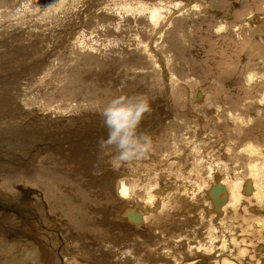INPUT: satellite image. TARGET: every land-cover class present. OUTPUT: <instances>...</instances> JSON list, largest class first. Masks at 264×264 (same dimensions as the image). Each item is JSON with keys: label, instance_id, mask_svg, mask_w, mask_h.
Instances as JSON below:
<instances>
[{"label": "rangeland", "instance_id": "1", "mask_svg": "<svg viewBox=\"0 0 264 264\" xmlns=\"http://www.w3.org/2000/svg\"><path fill=\"white\" fill-rule=\"evenodd\" d=\"M188 1L195 3L196 7L173 17L168 15V11L172 12L174 6L183 4L184 0H112V2L101 0L102 3L100 0H0V104L4 105L0 106V142L7 144L0 146V208H6L7 213L12 210L7 214L8 218L15 216L13 218L17 220L21 218V221H25V215L28 216L27 219L39 217L40 211L44 215L50 214L53 220L54 217L57 218L55 212H50L52 206L49 201L44 198V201H39L35 194H41L42 191L33 183V190L35 189L36 193L31 189L29 200L26 201L28 204L25 202L22 205L19 200L23 194L30 193L29 190L23 189L29 188V185L32 188L31 184L28 185L26 182L12 184L11 175L5 173L11 171L9 170L11 167L17 168L27 164L25 167L28 166L29 170L20 169L26 171H22L23 173L20 171V176L28 174V171L35 176L38 171L36 163L43 161L46 150L50 148L65 150L74 145L85 148L84 152L85 149L75 147V151H71L73 155L66 149V155L62 154L63 160L60 161L58 172L56 170L55 174L59 173V177L64 180L63 183L76 184L77 177L82 181L81 183L79 180V189L83 186L81 189L83 197H73L70 200L79 203V199L82 201L84 195H88L89 202L86 199L85 202L83 201L87 206L80 201L82 204L79 214H89L85 210L88 204L94 200L99 201V208L95 211L99 220L95 225H99L100 228L95 231V225L92 223L94 226L89 228L92 238L87 239L86 242L81 239L78 242V239H74L71 235L67 240L63 232L62 236L67 241L64 242L73 250H62L66 260L64 264H73L72 262L121 264L124 252L129 253L130 249L136 246H142L141 254L136 252L132 255L128 264H183L191 259L204 260L210 264L217 261L216 264H219L224 258L223 264H264L262 257L264 256V0ZM153 10H158L160 13V18L153 21L156 23L149 21L148 18ZM83 16L85 20L82 19L81 22L80 17ZM171 17L173 18L166 27L164 21ZM105 22L110 23L105 24ZM127 22L130 24L129 27ZM90 24L93 26L91 27ZM160 28H164L163 35L154 37L152 41L148 40L150 34L154 36L151 30L156 31ZM75 51L83 62L75 61L77 58ZM77 51H81L79 53L81 56ZM82 52L88 57L99 54L101 58H107L108 67L105 63H93L85 58ZM147 59L152 61V66L147 63ZM73 73L79 74V78L77 83L72 84L66 77L72 76ZM169 76L174 80L170 82ZM248 76L253 77L248 80ZM101 91L103 94H100ZM28 92L30 94L27 95ZM92 93H96L97 96H92ZM136 94H146L151 99V111L145 114L141 121L145 125L141 124L139 131L151 135L153 149L139 161L115 162L112 159L114 152L102 154L98 148L97 140L101 137L107 138V129L103 124L100 110L114 96ZM24 96L31 97V102L24 103L26 101ZM16 106L30 107L31 114L23 118L18 117L19 109ZM19 121H23V125H26L24 130H18ZM57 127L59 129L56 130ZM61 129L69 130L71 135L67 134L68 132H65L66 134L60 132ZM41 130L43 131L40 132ZM24 137H28L31 144L18 140ZM258 149L263 151L260 150L262 155L259 157L253 153ZM33 154L37 156L35 161L30 160ZM73 159L78 160L77 166L73 164L78 170L76 175L70 172L73 167L69 165H72ZM67 167L69 170L65 169ZM254 168L258 171L259 180L262 182L257 190V196L253 198L254 200L241 199L239 196V204L232 205V201L235 200H232L230 191L235 189L236 183L240 186L245 180L249 181L252 176L251 169ZM132 170L134 172H131ZM62 174L64 176L68 174V178L71 179L67 176L63 177ZM142 175H146L147 178ZM22 178L26 180L25 176ZM38 179L44 181L41 177L35 178ZM255 179L257 180L256 177ZM134 180L138 187H134ZM145 180L147 181L143 182ZM148 181L151 187H148ZM220 183L225 188L223 192L226 194L224 193L220 199L212 194L209 196ZM121 185L131 188H127L129 193L126 198L119 194ZM145 185H148L147 188ZM7 186L11 188L5 189L4 187ZM9 190L13 195L8 193ZM208 190H211L209 194ZM138 193L139 195H136ZM168 193L170 196L173 194L174 198L172 196V199L168 198L171 201L170 207L168 205L163 210H168L170 216L158 220V222L162 220L163 224L157 225L156 228L151 224V234L143 231L149 224L150 215L153 214L151 216L153 217L163 214L160 211L149 214L144 210L147 209L144 207L146 196L156 194L155 196L162 201V199L166 200L165 196ZM9 195L11 197L6 199L5 197L8 198ZM134 195L140 200L137 205L131 201ZM5 200L13 204L18 200V204H15V207L9 203L4 204ZM215 200L224 202L221 209L217 210ZM108 201L113 203L110 208L106 205ZM128 208L137 210L144 216L142 225L139 224L141 228H137L136 221L132 218L129 220L124 214L129 210ZM84 218H87L85 214ZM17 220L15 223L18 222ZM35 220H33L34 225L38 227ZM166 220L168 222H165ZM258 220L262 222V227L256 225ZM42 222L46 228H52L51 220L48 223ZM22 229L26 230L28 227L23 225L14 234V239L26 237ZM43 230L42 227L38 228V234L36 233L38 240L42 237L46 238L47 232L50 234L49 231L41 233ZM129 232L134 234L131 235ZM13 243L15 247L9 244V248L3 245L0 249L2 264H22L26 254L31 251L29 248L19 249L17 245H22V242L18 240L17 245ZM132 252L134 251L131 250L130 253ZM9 254L14 258L10 257L12 261L10 258L7 259ZM69 260L73 261L69 262ZM26 261L25 264L31 262ZM32 264H38V261L35 260Z\"/></svg>", "mask_w": 264, "mask_h": 264}, {"label": "bare ground", "instance_id": "2", "mask_svg": "<svg viewBox=\"0 0 264 264\" xmlns=\"http://www.w3.org/2000/svg\"><path fill=\"white\" fill-rule=\"evenodd\" d=\"M93 1V0H92ZM96 1V0H95ZM105 1H107V0H105ZM176 1V0H175ZM185 2L182 4H180L179 6H177V7H175L174 5H176L174 2V5H172V6H174V8H173V11L171 12H169L168 11V15H172L173 17H174V15H179L181 12H184V11H188V10H191V9H193L194 7H196V5H195V3H192V2H189L188 0H184ZM98 2V1H97ZM100 2H101V0H100ZM111 2H112V0H111ZM121 2V1H120ZM126 2V1H125ZM171 2V1H170ZM94 3V2H93ZM92 3V4H93ZM102 3V2H101ZM110 3V2H109ZM163 3V2H162ZM99 5H101V4H99ZM98 5V6H99ZM162 4H160V6H161ZM104 6V5H103ZM110 6V5H109ZM95 7H97L96 5H95ZM92 8V7H91ZM100 8V7H99ZM102 8V7H101ZM150 8V7H149ZM88 9L90 10V7H88ZM103 9V8H102ZM111 9V8H110ZM172 9V8H171ZM197 9H198V7H197ZM92 10V9H91ZM115 10V9H114ZM122 10V9H121ZM131 10V9H130ZM165 10V9H164ZM140 11V10H139ZM89 12V11H88ZM91 12V11H90ZM115 12V11H114ZM189 12V11H188ZM94 13V12H93ZM56 14V13H55ZM81 14V13H80ZM83 14V13H82ZM149 14V13H148ZM182 14V13H181ZM108 15V14H107ZM114 16V15H113ZM139 16V15H138ZM145 16V15H144ZM110 17H112V16H110ZM140 17V16H139ZM173 17H171V18H169L167 21L165 20L164 21V25L167 27V23H170V21H171V19L173 18ZM251 17V16H250ZM85 17L83 16V17H80V21L82 22V19L83 20H85L84 19ZM116 18V17H115ZM123 18V17H122ZM150 20L149 21H151V22H153L154 20H157V19H159L160 18V13H159V11L157 10H153V11H151L150 12V17H148ZM258 18V17H257ZM256 18V19H257ZM108 20H109V18H108ZM112 20V19H111ZM121 20V19H120ZM247 20V19H246ZM197 21V20H196ZM85 22V21H84ZM151 22H150V24H151ZM188 22V21H187ZM51 23V22H50ZM107 22H105V24H106ZM108 23H110V22H108ZM107 23V24H108ZM128 23V27L130 26V24H129V22H127ZM135 23V22H134ZM153 23H156V22H153ZM173 23V22H172ZM119 24V23H118ZM253 24V23H252ZM92 24H90V26H91ZM172 25V24H171ZM93 26V25H92ZM91 26V27H92ZM96 26H97V24H96ZM151 26V25H150ZM89 27V26H88ZM95 27V26H94ZM138 27V26H137ZM144 27V26H143ZM162 27V26H161ZM59 28V27H58ZM131 28V27H130ZM154 28L155 29H157V27H155L154 26ZM64 29V28H63ZM91 29H93V28H91ZM95 29V28H94ZM110 29V28H109ZM164 29V28H163ZM163 29H158V30H156V31H153V30H151V32H153V34H154V36H152L151 34V36L149 35V38H148V40H153V38L155 37V38H158L159 37V35H161L162 34V32L164 31ZM169 29V28H168ZM172 29V28H171ZM142 30V29H141ZM167 30V29H166ZM174 30V29H173ZM172 30V31H173ZM55 31V30H54ZM63 31V30H62ZM70 31V30H69ZM169 31V30H168ZM94 32V31H93ZM88 33V32H87ZM112 33V32H111ZM164 33V32H163ZM72 34V33H71ZM74 35V34H73ZM163 35V34H162ZM174 35V34H173ZM59 36V35H58ZM173 37V36H172ZM54 38V37H53ZM98 38V37H97ZM169 38V37H168ZM170 39V38H169ZM163 40V39H162ZM161 40V41H162ZM92 41V40H91ZM154 41H156L155 39H154ZM167 42H169V40L167 41ZM80 43V42H79ZM88 43V42H87ZM97 43H98V41H97ZM106 43V42H105ZM154 43V42H153ZM156 43H157V41H156ZM169 44V43H168ZM171 44V43H170ZM178 44V42L176 43V45ZM96 45V44H95ZM101 45V44H100ZM108 45V44H107ZM146 45V44H145ZM149 45V44H148ZM155 45V44H154ZM165 45V44H164ZM88 46V45H87ZM150 46V45H149ZM148 46V47H149ZM60 47V46H59ZM58 47V48H59ZM77 47V46H76ZM79 47V46H78ZM90 47V46H89ZM138 47V46H137ZM143 47V46H142ZM171 47V46H170ZM169 47V48H170ZM94 49H95V47H93ZM97 48V47H96ZM150 48V47H149ZM86 49V48H85ZM89 49V48H88ZM93 49V50H94ZM143 49H145V47H143ZM148 49V48H147ZM151 49H153L152 47H151ZM162 49V48H161ZM92 50V49H91ZM92 50V51H93ZM106 50V49H105ZM109 50V49H108ZM149 50V49H148ZM155 50V49H154ZM171 50V49H170ZM43 51V50H42ZM73 51V50H72ZM83 51V50H82ZM96 51V50H95ZM81 51H77V53L79 54ZM91 52V51H90ZM96 52H98V51H96ZM143 52H144V50H143ZM149 52H150V50H149ZM148 52V53H149ZM72 53H74V52H72ZM85 53V52H84ZM83 52H82V54H84ZM176 53V52H175ZM71 54V53H70ZM86 54V53H85ZM85 54H84V56H85ZM147 54V53H146ZM152 54H154L153 52H152ZM157 54V53H156ZM80 55V54H79ZM159 55V54H158ZM161 55V54H160ZM55 56V55H54ZM72 56H73V58H75V56L77 57L78 55H76V51H75V56L72 54ZM81 56V55H80ZM119 56V55H118ZM152 56V55H151ZM164 56V55H163ZM71 57V56H70ZM56 58V57H55ZM85 58H87L88 60H91L93 63H105L106 64V62H107V58H101V56H99V54H93V55H90L89 57L88 56H85ZM153 58L154 57H152V60H153ZM62 59V58H61ZM57 60V59H56ZM76 60H78V61H81V62H83L82 60H80V58H75V61ZM148 61H149V59H147ZM147 61V63L148 64H152V61H149L148 62ZM165 61V60H164ZM145 63V62H144ZM147 63H145V64H147ZM55 64V63H54ZM70 64H71V62H70ZM166 64V63H165ZM75 65V64H74ZM107 65V64H106ZM149 65V68L152 66H150ZM162 65V64H161ZM95 66V65H94ZM129 66V65H128ZM55 67V66H54ZM58 67V66H57ZM107 67H108V65H107ZM147 67V66H146ZM146 67H144V68H146ZM59 68V67H58ZM102 68H104V66H102ZM130 68V67H129ZM153 68V67H152ZM162 68H164V66L162 67ZM14 69V68H13ZM48 69V68H47ZM55 69V68H54ZM74 69V68H73ZM142 69V68H141ZM154 69V68H153ZM143 70V69H142ZM137 72V71H136ZM97 73V72H96ZM150 73H152V72H150ZM45 74V73H44ZM64 74V73H63ZM135 74V73H134ZM79 74H77V73H73V75L72 76H68V77H66V79H67V81L69 82V83H77V79L79 78V76H78ZM133 75V74H132ZM156 75V74H155ZM13 76V75H12ZM33 76V75H32ZM43 76V75H42ZM131 76V75H130ZM22 77V76H21ZM252 77L253 76H248V80H251L252 79ZM9 78V77H8ZM49 78V77H48ZM136 78V77H135ZM20 79V78H19ZM24 79H25V76H24ZM169 79H170V82L172 81V80H174L173 79V77H171V76H169ZM52 80V79H51ZM134 80V79H133ZM66 81V82H67ZM186 81V80H185ZM16 83V82H15ZM155 85H156V83H154ZM158 84V83H157ZM77 85H79V84H77ZM82 85V84H81ZM46 86V85H45ZM94 86V85H93ZM143 86V85H142ZM146 86V85H145ZM26 87V86H25ZM15 88V87H14ZM28 88H30V87H28ZM27 88V89H28ZM47 88V87H46ZM62 88V87H61ZM147 88H150V87H147ZM153 88V87H152ZM25 90H26V88H25ZM30 90V89H29ZM29 90H27V91H29ZM45 90H47V89H45ZM49 90V89H48ZM53 90V89H52ZM58 90V89H57ZM85 90V89H84ZM31 91V90H30ZM56 91V90H55ZM62 91V90H61ZM67 91V90H66ZM166 91V90H165ZM192 91V90H191ZM22 92H24V91H22ZM45 92V91H44ZM96 92H97V90H96ZM155 92V91H154ZM41 93V92H40ZM54 93V92H53ZM52 93V94H53ZM65 93V92H64ZM82 93V92H81ZM85 93V92H84ZM156 93V92H155ZM28 94H30L29 92L27 93V95ZM45 94V93H44ZM100 94H103V92L101 91L100 92ZM169 94V93H168ZM33 95V94H32ZM54 95H56V94H54ZM96 95V93H92V96H95ZM38 96V95H37ZM36 96V97H37ZM57 96V95H56ZM97 96V95H96ZM29 97V96H28ZM25 97L24 96V98H25V100L26 101H24V103H26V102H31V97ZM46 97H47V95H46ZM58 97V96H57ZM26 98H28V99H26ZM48 98H50V97H48ZM53 98V97H52ZM63 98V97H62ZM102 98H104L103 96H102ZM101 98V99H102ZM99 99H100V97H99ZM24 100V99H23ZM33 100V99H32ZM22 102V101H21ZM0 106H4L3 104L1 105L0 104ZM12 106V105H11ZM11 106H10V108H11ZM79 106V105H78ZM161 106V105H160ZM6 107V106H5ZM18 109H19V113H17V116L18 117H20V118H23V117H26L27 116V114L29 115V114H31V108L30 107H28V106H26L27 108H24V107H20L19 108V106H16ZM163 107V106H162ZM10 108H8V109H10ZM73 108H74V106H73ZM72 108V109H73ZM155 108V107H154ZM1 109H3V107H1ZM6 109V108H5ZM13 110H17V109H13ZM76 110V109H75ZM9 112H10V110H8ZM5 112H7V111H5ZM8 112V114L10 115V113ZM15 112V111H14ZM13 111H12V113H14ZM94 112V111H93ZM33 115V114H32ZM70 115V114H69ZM74 115V114H73ZM144 119V118H143ZM75 120V119H74ZM159 120V119H158ZM62 121V120H61ZM64 121V120H63ZM146 121V120H145ZM144 122V121H143ZM147 122V121H146ZM24 124V122L23 121H19V123L17 124V126H18V130H24L25 128H26V125H23ZM88 124V123H87ZM86 124V125H87ZM141 124L143 125L144 123H142L141 122ZM140 124V125H141ZM56 125H57V123H56ZM85 125V126H86ZM145 125V124H144ZM22 126H25L24 128H21ZM59 126V125H58ZM89 126V125H88ZM61 128V127H60ZM63 128V127H62ZM83 128V127H82ZM86 128V127H85ZM184 128V127H183ZM57 129H59V127H57L56 128V130ZM68 129H70L69 127H68ZM81 129V128H80ZM81 130H83V129H81ZM43 130H41L40 132H42ZM59 131V130H58ZM69 131V130H68ZM67 131V129H61L60 130V132H62V133H65V132H68ZM75 131H77V130H75ZM227 131V130H226ZM72 133V132H71ZM75 133V132H74ZM84 133V132H83ZM36 134V133H35ZM66 134V133H65ZM67 134H69V135H71L69 132L67 133ZM86 134V133H85ZM66 136H68V135H66ZM88 138V137H87ZM90 138V137H89ZM33 139H34V137H33ZM106 139V138H105ZM18 140H23V141H25L26 142V144H29L30 142H31V140L28 138V137H24V138H20V139H18ZM35 140V139H34ZM89 140V139H88ZM95 140H93V142H94ZM18 142V141H17ZM21 142V141H20ZM97 142H98V140H97ZM22 143V142H21ZM18 144V143H17ZM26 144H23L24 146H27ZM31 144V143H30ZM93 144V143H92ZM1 145H7V144H5V143H2V142H0V146ZM19 145V144H18ZM17 145V146H18ZM22 145V144H21ZM13 146V145H12ZM14 147V146H13ZM12 147V148H13ZM75 147H79L78 149H80V148H82V146H69V148H66L68 151H75ZM21 148V147H20ZM23 148V147H22ZM25 148V147H24ZM253 148V147H252ZM64 148H50V149H48V150H46L45 151V157L43 158V161H41L40 163H36L37 165H36V167H38V171L35 173V176H32V174L33 173H31V171H30V173H29V171L27 172L28 174H26L25 173V175H23V176H25L26 177V180L24 181V178H22L23 176H20V169H26V170H29V167L27 166V167H25L24 166V164H22L23 166H21L20 165V167H15V168H13V167H11V168H9V170H11V171H7L6 173H5V175H8V174H10L11 176H10V178L11 179H13V183L12 184H15L16 185V183H25L26 182V184H31V187L32 188H30V185H29V188H26V189H23L24 191H28L29 190V192H30V190L32 189L33 190V186H32V183L34 184V185H36V186H38V187H40V189H41V194H37L36 192H35V189L33 190L36 194L35 195H37V198L39 199V201L41 200V201H44L43 200V198L45 199V200H47V201H49V203H50V205L52 206V209H51V213H52V211L53 212H55L56 214H57V218H55L54 217V220L51 218V215L50 214H48V213H46L45 215H44V213L42 214L41 213V211H40V209H39V217L37 218V217H35V219H34V217H29V218H31V219H27L28 218V216H26L25 214V217H26V219H25V221H21V218H20V220H17V219H15V218H13V217H15V216H13V217H11L10 215H12V214H10L9 216L11 217V218H8V216H7V214L8 213H11L12 212V210L10 211V212H8L7 213V209L6 208H0V211H1V214H0V249H2L3 248V245L4 246H8V248H9V244H11V247L13 246V247H15V245H14V243L13 242H15L16 243V241L18 240V241H20V242H22L21 244L22 245H17V243H16V245L18 246V248L19 249H25V248H29V249H31V251H29V253L28 254H26V256H25V258H24V262L22 263V264H25L27 261L26 260H28V262L29 261H31L30 263L32 264V262H35V260H36V262L38 261V264H64V263H66V260H65V257L62 255V250L63 249H67L68 251H73V250H71L68 246H67V244H66V240L65 239H67L68 240V238L70 237V235L74 238V239H78V242H79V239H81L83 242H86L87 241V239H89V238H92V236H91V234H90V231H89V228H91V226L93 225L92 223H94V225H95V223H96V221H98L99 219H98V217L99 216H97L96 214H95V211H97L98 210V208H99V201L98 200H92L93 202L91 203V204H88L89 206L87 207V209H85V207H84V209L89 213V214H87V213H81V214H79V209L81 208V204L83 203L84 204V199H86L87 201H88V195L87 196H85L84 194V198H82L83 200L81 201V199H79L82 203H80V201L79 200H77V201H79V203H73V202H71L70 200H71V198H73V197H81L82 196V192H81V189H82V187L79 189V186H80V182H79V180L80 179H78V177L75 179V181L76 182H78V183H76V184H74V183H63L64 182V180H62V177H61V179L59 180V173H58V175H56L55 174V171L57 170V169H59V164H60V161L61 160H63V157H62V154H64V155H66L65 154V150H63ZM82 149H85V148H82ZM22 150V149H21ZM247 150V149H246ZM261 150V152H263L262 151V149H260ZM260 150L258 149V151H254L253 153L254 154H256V156L257 157H259L260 155H262V153H260ZM264 150V149H263ZM86 151V149L84 150V152ZM251 151V150H250ZM250 151H248V152H250ZM72 153V152H71ZM78 153H79V151H78ZM246 153V152H245ZM252 153V154H253ZM110 154V153H109ZM250 154H251V152H250ZM264 154V153H263ZM71 155V154H70ZM69 155V156H70ZM72 155H73V153H72ZM110 155H112V154H110ZM67 157V156H66ZM65 157V158H66ZM72 157V156H71ZM81 160H82V158L80 157V156H78ZM245 157V156H244ZM253 157H255V156H253ZM264 157V156H263ZM36 158H37V156L35 155V154H33L32 156H31V158H30V160L31 161H35L36 160ZM147 158V157H146ZM149 158V157H148ZM11 159H12V157H11ZM113 159V158H112ZM253 159V158H252ZM257 159V158H256ZM109 160H111L110 158H109ZM109 160H106V161H109ZM255 160V159H254ZM258 160V159H257ZM264 160V159H263ZM263 160H261V161H263ZM31 161H30V163H31ZM68 161V160H67ZM83 161V160H82ZM137 161H139V160H137ZM62 162V161H61ZM77 162H78V160H76V159H73V161H72V165L70 164L69 165V163H67L69 166H72L73 167V170H70V172L73 174V175H76L77 174V172H78V170H77V168L75 167V166H73V164L74 165H76L77 166ZM64 163V162H63ZM85 163V162H84ZM135 163H137V162H135ZM35 164V163H34ZM64 164H66V163H64ZM95 164V163H94ZM106 164V163H105ZM155 164V163H154ZM95 166V165H94ZM131 166V165H130ZM134 166V165H133ZM32 167V166H31ZM258 167V166H257ZM69 167H67V168H65V169H68ZM136 169H137V166L135 167ZM159 168V167H158ZM173 168H175V167H173ZM32 169V168H31ZM85 169H87V168H85ZM151 169V168H150ZM69 170V169H68ZM120 170V169H119ZM118 170V171H119ZM156 170V169H155ZM261 170V169H260ZM23 171V170H22ZM21 171V172H22ZM32 171H33V169H32ZM110 171V170H109ZM251 171H252V176H251V179L249 180V181H246L245 180V183H243L242 185H237V183L235 184V189H233V191L231 190L230 192L232 193V200H235V201H232L233 203H232V205H237V203L239 204V200L240 199H238V197L239 196H241V199L243 198H245V199H247V198H249V200H250V198L251 199H253L255 196H257L256 195V193L258 192L257 190H258V188L262 185V182L259 180L260 179V175H258V171L256 170V168H254V169H251ZM23 172H26V171H23ZM22 172V173H23ZM57 172H58V170H57ZM56 172V173H57ZM60 172V171H59ZM115 172V171H114ZM128 172H130V171H127V173ZM131 172H134L133 170L131 171ZM145 172V171H144ZM152 172V171H151ZM181 172V171H180ZM62 173H65V172H62ZM67 173V172H66ZM108 173V172H107ZM117 173H119V172H117ZM140 173V172H139ZM150 173V172H149ZM155 173V172H154ZM157 173V172H156ZM190 173V172H189ZM137 174V173H136ZM170 174V173H169ZM179 174V173H178ZM191 174V173H190ZM4 175V176H5ZM63 175V177H66V176H64V174H62ZM80 175V174H79ZM153 175V174H152ZM158 175V174H157ZM193 175V174H192ZM218 175V174H217ZM3 176V175H2ZM82 176V175H81ZM84 176V175H83ZM82 176V177H83ZM114 176H115V174H114ZM113 176V177H114ZM117 176V175H116ZM119 176V175H118ZM135 176V175H134ZM143 176V175H142ZM151 176V175H150ZM154 176V175H153ZM191 176V175H190ZM36 177H41L42 179H44V181H40L39 179L38 180H35V178ZM91 177V176H90ZM144 178L146 177V175L145 176H143ZM159 177V176H158ZM183 177H184V175H183ZM255 177L257 178V180L255 179ZM0 178H1V176H0ZM67 178H68V176H67ZM66 178V179H67ZM70 178V177H69ZM68 178V179H69ZM136 178V177H135ZM147 178V177H146ZM149 178V177H148ZM151 178V177H150ZM170 178V177H169ZM67 179V180H68ZM71 179V178H70ZM89 179V178H88ZM114 179V178H113ZM142 179V178H141ZM155 179H157V178H154V180ZM82 180H83V178H82ZM97 180V179H96ZM116 180V179H115ZM135 180H138V179H135ZM134 180V181H135ZM151 180H152V178H151ZM203 180V179H202ZM210 180V179H209ZM224 180V179H223ZM37 181H39V182H37ZM81 181V180H80ZM92 181V180H91ZM104 181V180H103ZM130 181V180H129ZM147 180H145V181H143V182H146ZM159 181V180H158ZM66 182V181H65ZM96 182V181H95ZM95 182H93V183H95ZM113 182H114V180H113ZM81 183H82V181H81ZM84 183H85V181H84ZM110 183V182H109ZM122 183V182H121ZM125 183V182H124ZM123 183V184H124ZM135 183V185H134V187H138L137 185H136V181L134 182ZM204 183V182H203ZM225 183V182H224ZM12 184H10V185H12ZM103 184H104V182H103ZM107 185H108V183H106ZM139 184V183H138ZM144 184H146V183H144ZM148 185H149V181H148V183H147ZM154 184V183H153ZM234 184V183H233ZM86 185V184H85ZM84 185V186H85ZM98 185H100V183H98ZM106 185V186H107ZM109 185H111V183L109 184ZM147 185V186H148ZM161 185V184H160ZM185 185H186V183H185ZM89 186V185H88ZM104 186H105V184H104ZM115 186V185H114ZM146 186V185H145ZM147 186H146V188H147ZM170 186V185H169ZM189 186H190V184H189ZM12 187H13V185H12ZM28 187V186H27ZM109 187V186H108ZM111 187H112V185H111ZM140 187V186H139ZM148 187H151L150 185L148 186ZM158 187V186H157ZM192 187V186H191ZM3 188V187H2ZM5 189H9V188H11L10 186H7V187H4ZM16 188H17V186H16ZM15 187H14V189H16ZM86 188V187H85ZM127 188H129V187H127ZM124 185H121V188H119L120 189V193L119 194H121L122 196H123V198H126V196H127V194L129 193L128 192V189H127ZM173 188H175V187H173ZM186 188V187H185ZM185 188H183L184 190H186ZM240 188V189H239ZM90 189V188H89ZM96 189V188H95ZM94 189V190H95ZM108 189V188H107ZM109 189H110V187H109ZM129 189H131V188H129ZM169 189V188H168ZM171 189V188H170ZM188 189V188H187ZM189 189H190V187H189ZM194 189V188H193ZM263 189H264V187H263ZM90 190H93V189H90ZM99 190V189H98ZM118 190V189H117ZM141 190V189H140ZM153 190V189H152ZM173 190V189H172ZM175 190H176V188H175ZM191 190V189H190ZM199 190H200V188H199ZM223 190H225V188L224 187H222L221 186V183L220 184H217V187L209 194V191H211V190H208L207 191V193L209 194V196L212 194V196H214V197H217L218 199H220V198H222L223 196H224V193L225 192H223ZM262 190V189H261ZM13 191V190H12ZM14 191H16V190H14ZM86 191V190H85ZM104 191H105V189H104ZM103 191V192H104ZM112 191V190H111ZM177 191V190H176ZM1 192V191H0ZM34 192H32V193H34ZM88 192V191H87ZM106 192H107V190H106ZM109 192V191H108ZM139 192V191H138ZM142 192V191H141ZM147 192H149V191H147ZM174 192V191H173ZM183 192V191H182ZM186 192H187V190H186ZM189 192V191H188ZM264 192V191H263ZM5 193V192H4ZM10 195H13V193L11 192V190H9V192H8ZM8 193H6L5 195L7 196L8 195ZM15 193V192H14ZM100 193V192H99ZM99 193H98V195H99ZM140 193V192H139ZM139 193L138 194H136V195H139ZM162 193H163V191H162ZM23 194V193H22ZM21 194V195H22ZM30 194H31V192L30 193H28V194H26L25 195V193L23 194V197L19 200L20 201V203L22 204V203H25L26 201H28L29 200V198H28V196H30ZM105 194V193H104ZM110 194V193H109ZM142 194V193H141ZM170 193H168L165 197H166V200H163L162 199V201H160V199H159V197L157 198L155 195H147L146 196V198H145V202H146V204H145V206L144 207H146L147 209H144V207H143V209L144 210H146V212L147 213H149V214H151V213H157L158 211H160L161 213H163V214H157V215H155V216H153V217H151L152 215H150V217L148 218L149 219V224H147V228L146 229H144L143 231H146L147 233H149V234H151L152 233V231H151V226L153 225V227L154 228H156V226L157 225H159V224H163L162 223V220H161V222H158V220H160V219H162V218H166V216H168L169 215V212H168V210L167 211H165V210H163V209H165L166 207H168V205H169V203L171 202L170 200H168V198L169 199H172V197L174 196L173 194V196L171 197L170 195H169ZM178 194V192L176 193V195ZM181 194V193H180ZM184 194H185V191H184ZM188 194V193H187ZM190 194H191V192H190ZM195 194V193H194ZM196 194H197V190H196ZM203 194V193H202ZM226 194V193H225ZM230 194V193H229ZM1 195V194H0ZM9 195V197L7 198V197H5L6 199H9L11 196ZM20 195V196H21ZM98 195H97V197H98ZM100 195H101V193H100ZM144 195V194H143ZM142 195V196H143ZM157 195H158V193H157ZM176 195H175V198H176ZM264 195V194H263ZM263 195L261 196V197H263ZM107 196V195H106ZM122 196H120V197H122ZM129 196V195H128ZM193 196V195H192ZM195 196H197V195H195ZM13 198H14V196H12ZM16 197V196H15ZM83 197V196H82ZM130 197V196H129ZM144 197V196H143ZM186 197V196H185ZM207 197V196H206ZM12 198V199H13ZM36 198V199H37ZM115 198V197H114ZM174 198V197H173ZM211 198H213V197H211ZM211 198H209V199H211ZM231 198V197H230ZM15 199H17V198H15ZM15 199H13V200H15ZM90 199V198H89ZM130 199V198H129ZM132 199L133 200H131V201H133V202H135V204L137 205L138 204V198L134 195L133 197H132ZM144 199V198H143ZM185 199V198H184ZM188 199V198H187ZM214 199V198H213ZM76 200V199H75ZM91 200V199H90ZM127 200H128V198H127ZM175 200V199H174ZM179 200V199H178ZM212 200V199H211ZM222 200V199H221ZM223 200H224V198H223ZM254 200V199H253ZM262 200V199H261ZM40 201V202H41ZM84 201V202H83ZM124 201V200H123ZM141 201H143V200H141ZM201 201V200H200ZM208 201V200H207ZM214 201V200H213ZM225 201H226V199H225ZM263 201V200H262ZM4 202V201H3ZM30 202V201H29ZM89 202V201H88ZM125 202V201H124ZM123 202V203H124ZM139 202H140V200H139ZM205 202V201H204ZM10 204L11 206H14L15 204H18V200L16 201V202H14L15 204H13V202H10V201H6L5 200V202H4V204ZM27 203V202H26ZM43 203V202H42ZM46 203V202H45ZM118 203V202H117ZM116 203V204H117ZM142 203V202H141ZM178 203V202H177ZM207 203H210V202H207ZM213 203V202H212ZM263 203V202H262ZM28 204V203H27ZM30 204H31V202H30ZM120 204V203H119ZM130 204V203H129ZM183 204V203H182ZM224 204V202L223 201H216L215 200V206H216V208H217V210L220 208L221 209V206ZM23 205V204H22ZM106 205H107V207H111L112 205H113V203L111 202V201H108V202H106ZM123 205V204H122ZM125 205V204H124ZM140 205V204H139ZM185 205V204H184ZM232 205H231V207H232ZM19 206H21V205H19ZM49 206V205H48ZM84 206H87V205H85L84 204ZM119 206V205H118ZM129 206V205H128ZM190 206V205H189ZM205 206H206V204H205ZM240 206H241V204H240ZM239 206V207H240ZM2 207V206H1ZM15 207V206H14ZM43 207V206H42ZM133 207V206H132ZM169 207H170V205H169ZM210 207H212V206H210ZM213 207H214V204H213ZM236 207V206H235ZM51 208V207H50ZM108 208V209H109ZM133 208H135V206L133 207ZM140 208V207H139ZM189 208V207H188ZM205 208V207H204ZM216 208H215V210H216ZM241 208V207H240ZM3 209V210H2ZM22 209V208H21ZM20 209V210H21ZM101 209V208H100ZM103 209V208H102ZM107 209V208H106ZM112 209V208H111ZM129 209V208H128ZM136 209V208H135ZM141 209V208H140ZM178 209V208H177ZM234 209V208H233ZM6 210V211H5ZM8 210H10V208L8 209ZM14 210V209H13ZM46 210V209H45ZM143 210V211H144ZM169 210H170V208H169ZM22 211V210H21ZM48 211V210H47ZM108 211V210H107ZM125 211V210H124ZM141 211H142V209H141ZM172 211V210H171ZM221 211V210H220ZM223 211V210H222ZM230 211H231V209H230ZM3 212V213H2ZM26 212V211H25ZM145 212V213H146ZM181 212H182V210H181ZM189 212V211H188ZM15 213H16V211H15ZM22 213V212H21ZM24 213V212H23ZM100 213V212H99ZM109 213V212H108ZM146 213V214H147ZM173 213V212H172ZM171 213V214H172ZM175 213H176V211H175ZM230 213V212H229ZM27 214V213H26ZM84 214H85V217L87 216V218L85 219L84 218ZM124 214H126V216L129 218V220H130V218H132L134 221H136V225H137V228H141L142 226V223H143V220H144V216L143 215H141V213H138L137 212V210L135 211V210H132V209H129V210H127V212H125ZM143 214V213H142ZM180 214V213H179ZM209 214V213H208ZM224 214V213H223ZM264 214V213H263ZM17 215V214H16ZM29 215V214H28ZM173 215V214H172ZM181 215V214H180ZM191 215V214H190ZM199 215V214H198ZM197 215V216H198ZM211 215V214H210ZM19 216V215H18ZM36 216V215H35ZM49 216H50V218H49ZM112 216H113V213H112ZM126 216H125V218H126ZM170 216V215H169ZM184 216H186V215H184ZM209 216V215H208ZM252 216V215H251ZM147 217V216H146ZM175 217V216H174ZM173 217V218H174ZM176 217H177V215H176ZM179 217V216H178ZM200 217V216H199ZM213 217H215V215H213ZM224 217V216H223ZM103 218V217H102ZM101 218V219H102ZM107 218V217H106ZM111 218V217H110ZM168 218V217H167ZM188 218H190V217H188ZM17 220L18 222H16L15 223V220ZM51 220V222H52V224H51V226L50 227H52L51 229L49 228H46L45 227V224L42 222V221H46L47 223L48 222H50V220ZM57 219H58V221H57ZM113 219H115V218H113ZM146 219V218H145ZM147 219V220H148ZM178 219V218H177ZM185 219V218H184ZM191 219V218H190ZM201 219V218H200ZM215 219V218H214ZM33 220H35V223L36 224H38V227L37 226H35L34 225V221ZM104 220V219H103ZM118 220V219H117ZM116 220V221H117ZM126 220H128V219H126ZM187 220V219H186ZM197 220V219H196ZM195 220V221H196ZM216 220V219H215ZM223 220V219H222ZM171 221V220H170ZM182 221V220H181ZM194 221V222H195ZM200 221V220H199ZM39 222V223H38ZM43 224H42V223ZM109 222V221H108ZM115 222V221H114ZM120 222H121V220H120ZM129 222V221H128ZM131 222V221H130ZM165 222H168L167 220L165 221ZM178 222V221H177ZM183 222V221H182ZM193 222V221H192ZM201 222V221H200ZM260 222V223H259ZM127 223V222H126ZM179 223H180V221H179ZM186 223H188V220L186 221ZM132 224H134V223H132ZM139 224H141V225H139ZM152 224V225H151ZM175 224V223H174ZM193 224V223H192ZM197 224V223H196ZM23 225L25 226V227H28V229H26V230H24V229H22L23 231H24V233L26 234V237L25 236H21L20 238H17V240L16 239H14V234L19 230V229H21L22 227H23ZM93 225V226H94ZM100 225H102V224H100ZM110 225V224H109ZM113 225H115V224H113ZM124 225H125V222H124ZM135 225V224H134ZM146 225V224H145ZM170 225V224H169ZM180 225H181V223H180ZM203 225V224H202ZM201 225V226H202ZM256 225H258V226H260V227H262V222L261 221H256ZM22 226V227H21ZM40 226V227H39ZM49 226V225H48ZM103 226V225H102ZM141 226V227H140ZM42 227V229H44L43 231H41V233H46L47 231H49L50 232V234H48V232L46 233V238H44L43 239V237L41 238V240H38V238H36L37 236H36V233L38 234V228L40 229ZM95 227V231H96V229L99 227V225H95L94 226ZM114 227V226H113ZM131 227H132V225H131ZM136 227V226H135ZM179 227V226H178ZM100 228V227H99ZM105 228V227H104ZM124 228V227H123ZM130 228V227H129ZM132 228H134V227H132ZM187 228V227H186ZM216 228V227H215ZM64 229H66L65 231H64ZM127 229V228H126ZM213 229V228H212ZM125 230V229H124ZM170 230V229H169ZM51 231H53L52 233H54L53 234V238H52V235H51ZM108 231V230H107ZM106 231V232H107ZM121 231H123V229L121 230ZM157 231V230H156ZM63 232H65L64 233V238H63V236H62V233ZM110 232V231H109ZM113 232V231H112ZM128 232V231H127ZM172 233H173V231H171ZM176 232V231H175ZM195 232V231H194ZM202 232V231H201ZM129 233H131V235H133L134 233H132V232H129ZM136 233V232H135ZM199 233V232H198ZM34 234V235H33ZM171 234V233H170ZM211 234V233H210ZM209 234V235H210ZM249 234V233H248ZM39 235H41L40 233H39ZM109 235V234H108ZM148 235V234H147ZM157 236V235H156ZM94 237H98L97 235H94ZM113 237V236H112ZM261 237V236H260ZM72 238V239H73ZM142 238V237H141ZM175 238V237H174ZM179 238V237H178ZM206 239V238H205ZM211 239V238H210ZM16 240V241H15ZM80 240V241H81ZM92 240V239H91ZM149 240V239H148ZM169 240V239H168ZM27 241H29V242H27ZM54 241V242H53ZM64 241H66V242H64ZM70 241H71V239H70ZM92 241H94V240H92ZM142 241V240H141ZM170 241V240H169ZM193 241V240H192ZM76 242V241H75ZM99 242V241H98ZM104 242V241H103ZM143 242V241H142ZM168 242V241H167ZM166 242V243H167ZM176 242V241H175ZM177 242H179V240L177 241ZM189 242V241H188ZM102 243V242H101ZM128 243H130L129 241H128ZM147 243V242H146ZM154 243V242H153ZM157 243V242H156ZM161 243V242H160ZM182 243V242H181ZM204 243V242H203ZM76 244H78V243H76ZM103 244V243H102ZM137 244V243H136ZM150 244V243H149ZM155 244V243H154ZM170 244V243H169ZM75 245V244H74ZM128 245V244H127ZM141 245V244H140ZM174 245V244H173ZM181 245V244H180ZM248 245V244H247ZM144 246V245H143ZM250 246V245H249ZM87 247V246H86ZM103 247V246H102ZM120 247H122V246H120ZM152 247V246H151ZM158 247H160L159 245H158ZM72 248V247H71ZM131 248V247H130ZM142 248V246H136V248H131L130 249V251L132 250V251H134V252H132V254L130 253V251H129V253L128 252H124V254L122 255V262H121V264H128L130 261H131V257H132V255H134L136 252L137 253H139V254H141V249ZM156 248V247H155ZM82 249V248H81ZM112 249V248H111ZM114 249V248H113ZM116 249V248H115ZM118 249V248H117ZM125 249H127V247L125 248ZM144 249V248H143ZM167 249V248H166ZM203 249H204V247H203ZM83 250V249H82ZM147 250V249H146ZM152 250V249H151ZM158 250V249H157ZM205 250V249H204ZM87 251V250H86ZM92 251V250H91ZM106 251V250H105ZM246 251V250H245ZM264 251V250H263ZM22 252V251H21ZM24 252V251H23ZM77 252V251H76ZM75 252V253H76ZM18 253H19V251H18ZM84 253V252H83ZM86 253H88V252H86ZM21 254V253H20ZM23 254H25V253H23ZM74 254V253H73ZM101 254V253H100ZM139 254H136V255H139ZM159 254H161V252H159ZM227 254V253H226ZM6 255V254H5ZM19 255V254H18ZM17 255V256H18ZM22 255V254H21ZM20 255V256H21ZM83 255V254H82ZM263 255V254H262ZM85 256V255H84ZM140 256V255H139ZM193 256V255H192ZM223 256V255H222ZM251 256V255H250ZM10 257H12L10 254L8 255V257H7V259L8 258H10ZM16 257V256H15ZM89 257V256H88ZM91 257V256H90ZM126 257V258H125ZM138 257V256H137ZM167 257H170V256H167ZM225 257V256H224ZM262 257H264V256H262ZM13 258V257H12ZM23 258V257H22ZM82 259H83V257H81ZM97 258V257H96ZM174 258V257H173ZM14 259V258H13ZM16 259V258H15ZM103 259V258H102ZM171 259V258H170ZM182 259V258H181ZM225 259V258H224ZM224 259H221V262L219 263V264H223L222 263V261L224 260ZM228 259V258H227ZM9 260V259H8ZM10 260H11V258H10ZM19 260H20V258H19ZM136 260V259H135ZM12 261V260H11ZM40 261H41V263H40ZM70 261H73V260H69V262ZM140 261V260H139ZM8 262V261H7ZM68 261H67V263H69ZM106 262V261H105ZM133 262V261H132ZM131 262V263H132ZM177 262V261H176ZM217 262V261H216ZM216 262H213L212 264H216ZM225 262H226V260H225ZM232 262V261H231ZM252 262V261H251ZM262 262H263V260H262ZM1 263V262H0ZM5 263V262H4ZM21 263V262H20ZM29 263V264H30ZM73 264H76L75 262H72ZM227 263V262H226ZM229 263V262H228ZM241 263V262H240ZM253 263V262H252ZM260 263V262H259ZM2 264V263H1ZM183 264H210V263H207L206 261H204V260H195V259H191V261H188V262H185V263H183Z\"/></svg>", "mask_w": 264, "mask_h": 264}, {"label": "clouds", "instance_id": "3", "mask_svg": "<svg viewBox=\"0 0 264 264\" xmlns=\"http://www.w3.org/2000/svg\"><path fill=\"white\" fill-rule=\"evenodd\" d=\"M151 111V99L146 94L114 96L101 110L107 138L98 139L101 153L114 152L115 162H131L144 158L153 149V139L139 131L146 113Z\"/></svg>", "mask_w": 264, "mask_h": 264}]
</instances>
